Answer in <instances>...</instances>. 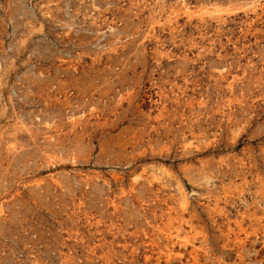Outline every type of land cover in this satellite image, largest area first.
<instances>
[{"label":"rangeland","instance_id":"1","mask_svg":"<svg viewBox=\"0 0 264 264\" xmlns=\"http://www.w3.org/2000/svg\"><path fill=\"white\" fill-rule=\"evenodd\" d=\"M0 264H264V0H0Z\"/></svg>","mask_w":264,"mask_h":264}]
</instances>
